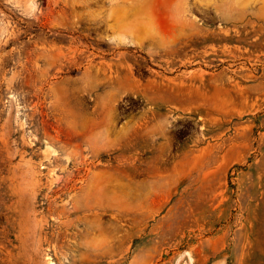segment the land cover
I'll return each mask as SVG.
<instances>
[{
	"label": "rangeland",
	"instance_id": "rangeland-1",
	"mask_svg": "<svg viewBox=\"0 0 264 264\" xmlns=\"http://www.w3.org/2000/svg\"><path fill=\"white\" fill-rule=\"evenodd\" d=\"M0 264H264V0H0Z\"/></svg>",
	"mask_w": 264,
	"mask_h": 264
},
{
	"label": "bare ground",
	"instance_id": "bare-ground-1",
	"mask_svg": "<svg viewBox=\"0 0 264 264\" xmlns=\"http://www.w3.org/2000/svg\"><path fill=\"white\" fill-rule=\"evenodd\" d=\"M121 82V81H120Z\"/></svg>",
	"mask_w": 264,
	"mask_h": 264
}]
</instances>
